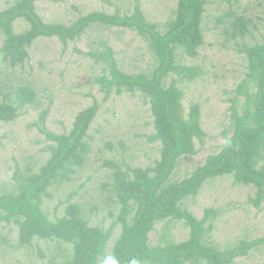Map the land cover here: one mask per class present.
Returning a JSON list of instances; mask_svg holds the SVG:
<instances>
[{
    "label": "trees",
    "instance_id": "16d2710c",
    "mask_svg": "<svg viewBox=\"0 0 264 264\" xmlns=\"http://www.w3.org/2000/svg\"><path fill=\"white\" fill-rule=\"evenodd\" d=\"M230 10L216 18V28L226 41H233L246 61L245 78L229 101V130L223 133L220 151L206 157L204 163L181 181H171L179 161L195 156L194 141L202 142L200 107L191 104L185 114L183 91L179 82H191L199 70L177 63V52L194 58L204 44L203 17L212 0H176L172 17L164 24L149 22L137 0L131 14L91 12L68 25L45 23L36 12L37 2L61 3L64 0H14L0 11V58L11 69L28 59V48L39 38H55L64 47L81 38L94 27L116 28L135 33L146 44L152 63L149 68L129 74L119 68L112 49L106 43L87 53L101 68L92 81L103 93V101L111 95L139 93L149 104L154 133L152 141L160 144L159 157L146 168H121L105 161L111 169L108 198L118 210L115 221L107 228L90 226L78 204L69 203L64 215L50 220L42 210L49 190L67 183L76 169L83 167L89 153L86 143L90 124L99 105L79 111L71 128L61 134L49 132L45 121L49 108L43 109L32 125L48 143L43 149L49 156L36 172L23 173L17 166L11 188L0 193V223L17 227V244L30 247L33 241H57L70 247L61 264H233L236 259L264 249V238L238 240L221 250L210 242L218 212L206 208L197 219L181 205L195 198L203 186L223 176H231L235 185L254 189L248 201L256 209L264 203V38L254 44L243 41L250 35L252 21L237 14L234 6L240 0H223ZM232 8V9H231ZM23 20L28 29L15 33L13 24ZM241 42V45L239 44ZM175 76V78H172ZM170 82L166 84L167 79ZM14 98L0 101V122L11 123L19 110L37 103L36 93L19 85ZM242 96V100L238 99ZM110 148V144H108ZM181 222L187 238L172 242L162 238L152 246L149 234L157 224ZM119 233L107 253L112 233Z\"/></svg>",
    "mask_w": 264,
    "mask_h": 264
},
{
    "label": "rangeland",
    "instance_id": "374dc122",
    "mask_svg": "<svg viewBox=\"0 0 264 264\" xmlns=\"http://www.w3.org/2000/svg\"><path fill=\"white\" fill-rule=\"evenodd\" d=\"M136 0H64L61 3L37 2L36 12L45 23L68 25L91 12L106 14H131ZM14 0H0V11ZM144 17L152 23L164 24L175 9L176 0H137ZM233 10L252 21L246 44L260 42L264 38V0H240ZM229 6L223 0H212L203 19L204 44L196 57L188 58L177 52V63L199 70V76L191 82H179L183 91L184 113L191 104L200 107V122L204 133L202 142L194 141L195 156H185L171 177L181 181L201 166L206 157L220 151L223 133L229 130V101L236 94V87L245 78L246 61L238 53L233 41H226L217 29L216 18L225 14ZM232 9V8H231ZM15 33L28 29L23 20L13 24ZM3 37L0 35V46ZM104 42L109 46L119 68L129 74L144 71L151 66L152 58L145 42L135 33L116 28L94 27L87 30L75 42L64 47L55 38H39L28 48V59L14 69L2 63L0 58V101L9 96L19 85L30 87L37 95L34 106L19 110L11 123L0 122V193L11 188L12 176L17 168L26 173L36 172L48 158L43 148L48 144L33 123L39 113L49 108L45 128L49 132H67L76 114L98 102L99 110L90 124L86 143L89 153L85 163L76 169L71 180L49 190V198L43 200L42 210L50 220L64 215L69 203L78 204L90 226L107 229L117 215L115 203L108 198L111 169L110 161L121 168H146L159 157L160 144L151 140L154 133L149 104L139 93L111 95L103 101V93L92 81L101 74V68L87 56L90 50ZM240 42V41H238ZM241 45V42L239 43ZM175 78V76H172ZM170 82L167 79L166 84ZM238 99L241 101L242 96ZM110 144V148H108ZM250 186H238L231 176H223L207 182L195 198L184 201L186 209L197 219L206 208L218 212L210 242L223 250L238 240L264 238V203L260 209L252 207L248 199L253 196ZM119 233L116 227L107 246L109 253ZM188 229L181 222L157 224L149 234L155 246L162 238L181 242L187 238ZM70 247L57 241H33L30 247L17 244V227L0 223V264H61ZM233 264H264V249L239 258Z\"/></svg>",
    "mask_w": 264,
    "mask_h": 264
},
{
    "label": "clouds",
    "instance_id": "9594fccd",
    "mask_svg": "<svg viewBox=\"0 0 264 264\" xmlns=\"http://www.w3.org/2000/svg\"><path fill=\"white\" fill-rule=\"evenodd\" d=\"M113 264H117V262L114 261ZM134 264H135V262H134Z\"/></svg>",
    "mask_w": 264,
    "mask_h": 264
}]
</instances>
